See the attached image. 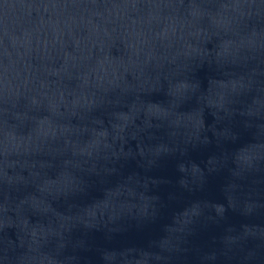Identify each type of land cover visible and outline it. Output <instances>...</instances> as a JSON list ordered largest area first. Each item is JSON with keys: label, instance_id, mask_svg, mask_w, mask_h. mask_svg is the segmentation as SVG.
Masks as SVG:
<instances>
[{"label": "water", "instance_id": "water-1", "mask_svg": "<svg viewBox=\"0 0 264 264\" xmlns=\"http://www.w3.org/2000/svg\"><path fill=\"white\" fill-rule=\"evenodd\" d=\"M0 264H264V0H0Z\"/></svg>", "mask_w": 264, "mask_h": 264}]
</instances>
